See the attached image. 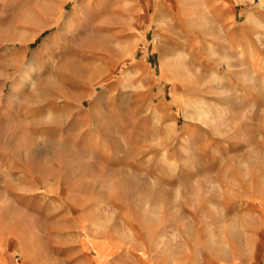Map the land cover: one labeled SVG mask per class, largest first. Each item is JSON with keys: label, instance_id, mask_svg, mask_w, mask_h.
<instances>
[{"label": "rangeland", "instance_id": "1", "mask_svg": "<svg viewBox=\"0 0 264 264\" xmlns=\"http://www.w3.org/2000/svg\"><path fill=\"white\" fill-rule=\"evenodd\" d=\"M0 233V264H264V0H0Z\"/></svg>", "mask_w": 264, "mask_h": 264}, {"label": "crops", "instance_id": "2", "mask_svg": "<svg viewBox=\"0 0 264 264\" xmlns=\"http://www.w3.org/2000/svg\"><path fill=\"white\" fill-rule=\"evenodd\" d=\"M0 241H17V239H15L13 236H5L3 233H0ZM94 250L96 251L94 255L86 254L81 256L84 259H75V260L73 259V261H75L74 264H83L82 263L83 261L89 264H111L110 262H112L113 260V255L103 253L100 242L98 241L94 242ZM147 264H173V263L171 261L165 263H157L155 260L148 259Z\"/></svg>", "mask_w": 264, "mask_h": 264}]
</instances>
